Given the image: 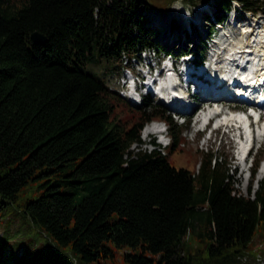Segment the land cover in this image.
I'll use <instances>...</instances> for the list:
<instances>
[{
    "label": "trees",
    "instance_id": "1",
    "mask_svg": "<svg viewBox=\"0 0 264 264\" xmlns=\"http://www.w3.org/2000/svg\"><path fill=\"white\" fill-rule=\"evenodd\" d=\"M204 1L217 20L233 2ZM235 1L243 12L263 10L262 0ZM141 3L151 5L0 0V202L23 195L22 212L75 264H114L117 255L120 264H264L250 245L257 234L264 239V180L252 196L238 192L210 152L195 172L173 165L167 153L180 127L163 106L132 108L85 68L154 46ZM32 30L45 42H33ZM124 108L136 116L122 117ZM152 117L167 121L166 153L130 150ZM2 251L0 243V264H22Z\"/></svg>",
    "mask_w": 264,
    "mask_h": 264
},
{
    "label": "rangeland",
    "instance_id": "2",
    "mask_svg": "<svg viewBox=\"0 0 264 264\" xmlns=\"http://www.w3.org/2000/svg\"><path fill=\"white\" fill-rule=\"evenodd\" d=\"M145 1L147 3L149 2L151 5L143 9V4L141 3L137 9L146 17L147 23L153 26L157 31L153 36L154 48L160 50V48L167 47L168 50H172L175 53L183 48H192L193 51H196V54L199 55V52L204 49V47H206L207 50L212 49L211 47H215L210 39L206 41L202 39V35L198 36V32L201 31L200 33H204L207 28L211 26L210 20H202V23L198 24L199 27L195 26L194 31L188 32L186 28L189 18L187 17L185 19L180 13L187 8L191 17L198 16L203 11V9L200 10L199 6L205 4L192 7L188 6L185 0H174L168 5L162 2V0ZM233 4L237 5L236 1H233ZM232 14H235V18H233ZM237 16L239 17L238 21H236ZM220 25L221 27L217 24L210 27L214 33L213 39L219 41L223 39V41L227 40L228 42L236 44H248L250 40L247 38V32H252V36L257 34L255 37H258V40L261 37L264 39V7L263 12L258 11L252 14L250 12H243L235 6L230 9L227 16L220 22ZM250 39L252 40V38ZM261 43H263L261 46L263 48L264 42L262 41ZM261 50L262 49L258 51L261 52ZM149 53H151V51ZM218 53L221 55L222 50H219ZM138 55L142 57L141 52H139ZM129 63H135V58H132ZM123 64V60L121 63L117 64L116 62L107 63L103 59H98L88 63L85 68L98 76L108 88L114 89L120 85L119 82H117V77L120 75V72H122L121 65ZM117 92L120 94L118 90ZM148 101H153V99L148 97L143 99V102ZM128 104L132 108H137L140 105L129 102ZM202 104L205 105L206 103L204 102ZM121 116L127 118L132 116L130 118L131 120L136 116V112L124 108ZM170 116L172 121L180 127L181 135V138H179L176 145H174L175 148L168 150L167 159L170 163L175 166L181 165L196 171L202 155H204L205 152H210V162L213 163L217 159H220L223 166L227 168L228 178L231 180L233 187L242 194L252 196L258 182L264 180V172H259L258 168H255V170L251 172L249 169H241V167L236 164L232 142L228 143V138L221 132L222 128L220 130H213L210 132V136L206 138V130L201 134L199 132L193 133L191 123L194 115L191 114L186 125L181 123V118H174L172 114ZM139 132L142 134L141 129ZM167 133L170 135L168 129ZM139 137V141L130 144V150H149L155 146L149 143L152 135L145 136L142 134V137L140 135ZM255 143L254 145L256 146H253L250 151V157L245 161V165H248V168L249 160L252 155L257 152L260 155L264 150V143L261 146H258L257 140ZM157 147L161 152L166 153L165 146L159 144ZM260 156L264 158L262 154ZM23 201V195H19L15 197L12 202L6 204L0 202V243L3 245L2 255L5 256L7 260L18 259L22 264H75L74 258L66 248L51 241L45 232L41 230L27 214L22 212L21 207ZM185 239L188 240L190 244H195L197 242L190 234H186ZM250 245H252L253 249L259 250L260 252L256 254L255 261L264 263V251H262L264 250V239H261L257 234L252 238ZM118 256L119 255H117L114 264H120Z\"/></svg>",
    "mask_w": 264,
    "mask_h": 264
},
{
    "label": "bare ground",
    "instance_id": "3",
    "mask_svg": "<svg viewBox=\"0 0 264 264\" xmlns=\"http://www.w3.org/2000/svg\"><path fill=\"white\" fill-rule=\"evenodd\" d=\"M250 25V24H249ZM242 26H244V25H242ZM264 33V32H263ZM248 34H250V35H253V33L251 32H247V35ZM259 34V33H258ZM264 35V34H263ZM186 39V38H185ZM257 40H258V38H257ZM260 40V39H259ZM247 44V43H246ZM258 50H260V49H258ZM257 50V51H258ZM249 53L252 55L251 56V58H252V61H253V64L254 63H256V66H259L260 65V63L262 62V59H263V57H264V48L261 50V52H259V53H256V52H254L253 50H250L249 51ZM257 54H259V55H257ZM217 56H219V55H217ZM256 61V62H255ZM206 103V104H210V102H213V101H211L210 99H208V98H201L199 101H196V107H201V109H203L204 108V105L202 104V103ZM205 104V105H206ZM224 112V114H223V118L224 119H228V118H230V117H236L237 119H240L239 117H238V115H237V113H234V114H232V113H229L228 111H226V110H224L223 111Z\"/></svg>",
    "mask_w": 264,
    "mask_h": 264
},
{
    "label": "water",
    "instance_id": "4",
    "mask_svg": "<svg viewBox=\"0 0 264 264\" xmlns=\"http://www.w3.org/2000/svg\"><path fill=\"white\" fill-rule=\"evenodd\" d=\"M29 37L33 42H36V43H43L46 40L45 35L38 30L30 31Z\"/></svg>",
    "mask_w": 264,
    "mask_h": 264
}]
</instances>
